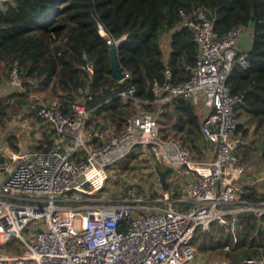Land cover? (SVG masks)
<instances>
[{"label": "built area", "instance_id": "built-area-1", "mask_svg": "<svg viewBox=\"0 0 264 264\" xmlns=\"http://www.w3.org/2000/svg\"><path fill=\"white\" fill-rule=\"evenodd\" d=\"M6 1L0 0V6ZM180 14L199 53L188 78L153 83L151 103L158 105L156 110L139 107L121 131L107 126L92 133L86 129L91 106L75 101L67 110L57 97H49L41 99L37 108L38 126H49L57 135L49 150L29 148L0 134V264H192L200 255L193 244L198 227L208 228L215 221L234 228L236 219L231 216L240 210L229 205L240 204L243 210L264 215L263 200L242 198L264 175L248 178L246 160L235 155L248 137L236 133L240 123L236 108L242 96L228 86L234 64L249 65L245 51L238 47L246 27L235 25L220 34L214 18L200 5L192 12L180 9ZM99 31L106 35L101 23ZM22 89L19 61L14 60L7 81L0 83V95ZM119 94L141 101L134 87ZM175 97L189 99L201 110V129L211 144L202 159L195 158L182 139L162 135L160 113ZM134 150L157 174L155 184L162 192L159 206L149 209L131 201L62 203L91 199L102 191L110 170ZM159 164L176 170L172 178L169 172L168 180L170 187L179 183L183 200H173L170 187H162ZM73 191L85 197L71 199L68 195ZM34 220L36 226L24 234ZM14 238L23 242L22 253L2 248ZM211 264L233 262L213 259ZM238 264H264V256L246 257Z\"/></svg>", "mask_w": 264, "mask_h": 264}, {"label": "trees", "instance_id": "trees-1", "mask_svg": "<svg viewBox=\"0 0 264 264\" xmlns=\"http://www.w3.org/2000/svg\"><path fill=\"white\" fill-rule=\"evenodd\" d=\"M198 5L214 18L220 34L235 25L254 24L252 46L245 51L249 65L235 63L228 86L242 96L236 108L240 118L236 133L256 134L250 144L241 143L236 154L246 161L260 154L264 161V0H8L0 9V83L18 60L23 89L0 95V129L24 109L37 112L41 99L49 97H57L67 110L75 101L91 106L86 129L92 133L107 126L121 131L139 107L156 110L158 105L151 103L153 83L182 81L196 64L199 46L190 28L182 26L180 9L192 12ZM100 23L106 35L99 31ZM110 42L116 44L127 73L122 80L111 69ZM130 87L140 102L119 94ZM201 117L191 100L172 98L160 113L162 135L182 139L194 157L202 159L208 142ZM44 134L48 146L36 149L52 147L53 141ZM134 158H138L136 150L119 160V165L127 167ZM259 194L251 187L242 198L264 201V193L262 198ZM237 219L234 229L239 239L231 243V250L225 249L234 239L231 231L215 221L208 228H197L193 244L203 254L217 250L231 256L230 252L234 262L242 256H262L264 215L238 212Z\"/></svg>", "mask_w": 264, "mask_h": 264}, {"label": "rangeland", "instance_id": "rangeland-1", "mask_svg": "<svg viewBox=\"0 0 264 264\" xmlns=\"http://www.w3.org/2000/svg\"><path fill=\"white\" fill-rule=\"evenodd\" d=\"M8 79V78H7ZM6 79V81H7ZM43 98L41 95H39V99ZM33 111L30 108L24 109L19 114L15 115L11 120H9V125L15 124L17 122L21 121V118H27L30 119L33 116ZM26 122V121H25ZM23 122V123H25ZM22 123V122H21ZM8 126V125H7ZM27 128L21 134L20 139L23 142V145H27L28 142H30V146L35 147V145L38 144L41 140V136L43 135L42 132H35V134H31L30 132L35 127V123H28L26 124ZM258 138V137H257ZM253 139H256V134L251 133L248 134V144L252 142ZM239 146H241L239 144ZM262 159L259 158V155L257 157L252 158L251 160H248L246 162L247 166V173L249 176H253V173H259L260 170L263 169L262 165ZM164 168L165 165L161 164ZM258 169H260L258 171ZM176 170H171L169 174V178H172L173 175H175ZM156 172L152 170V167L150 164H147L143 159H141L139 156L138 158H134L127 167H123L122 165H119V162H117L116 166H114L110 170V177L108 179V182L104 189L98 193H96L95 196L91 197V199H85L83 201H64L62 202L65 205H79V204H88V205H96L100 203H107V204H113L118 203L120 201H131V203H137V204H144L145 206H148L149 209H153L155 206H159L161 203V197L162 192L160 190L159 185L156 183ZM257 175V174H256ZM177 184V183H176ZM175 184V185H176ZM175 185L172 184V193L171 198L173 200H179L182 198L181 190L178 188H175ZM178 190V191H177ZM179 192V194H175ZM174 195V196H173ZM71 199H78L81 197H85V195L77 193V192H71L68 195ZM89 198V197H87ZM178 204H180L178 202ZM231 209L240 210V212H254L250 210H243V206L240 204H232L229 205ZM255 213V212H254ZM256 214V213H255ZM257 215V214H256ZM235 217V219L238 218V213L236 212L234 216H231V219ZM37 220H34L29 224V226L24 230V234H28L33 230V228L36 226ZM76 227L79 226L80 221L77 219ZM226 226V225H225ZM227 228L231 231L232 236L234 237L233 241L228 242L229 247L225 246L226 250H231V243L236 242L239 239V235L234 228H230V226L227 225ZM235 236L237 238H235ZM236 239V240H235ZM7 252H10L11 250H14L15 253H22L25 250L23 242L19 238H14L11 241H9L5 246H3ZM259 250H264V246L259 247ZM214 254H203L199 252V258L197 261H195L192 264H199V262H203V264H211V261L213 259H229L233 262V264H238L243 258H246V256L238 257V259L234 262L233 261V255L230 252L228 253L231 256L226 255L225 253H220L217 250L213 252ZM234 253V252H233ZM264 256V254L262 255ZM232 257V258H231Z\"/></svg>", "mask_w": 264, "mask_h": 264}, {"label": "crops", "instance_id": "crops-1", "mask_svg": "<svg viewBox=\"0 0 264 264\" xmlns=\"http://www.w3.org/2000/svg\"><path fill=\"white\" fill-rule=\"evenodd\" d=\"M254 30H255V28H254V24L253 23L246 27V30L244 31V33L240 36V38L238 40V47H239L240 50H242V51H248L251 48L252 43H253ZM168 40H169V38L166 39L167 42H168ZM3 82H6V80L3 81ZM201 115H202V113H201ZM33 116L34 117H31L30 119L21 118V121L20 122H17L15 124H11V125H9V122H8V126L6 128L0 129V134H6V136L9 137V141H13L15 139L21 140L20 139V136H21V134H23V132L27 128L26 124H28V123L31 122V123H35V127L32 129V131L30 133L33 135V134H35V132H42V134H43L41 136L40 142H38V144L35 145V147L38 146V145L39 146H42V147L43 146L44 147H47L48 146L49 142L46 139V134H44V133H48L49 140H52L53 141L52 144H54V142L57 139V135L55 133V130L53 128L49 127V126H46V125H42L41 127H39L38 124L40 123V119L38 118L37 112H35L33 114ZM23 122H25V123H23ZM51 133H53V134H51ZM14 134H18V136L15 137ZM93 142H94L95 145H98L99 144V141H95V139H94ZM29 143L30 142H28V144L25 145V146H27L29 148H34V147L30 146ZM210 146H211V144H210V142H208V145H207L206 149L209 148ZM235 155L237 156L238 159L241 158L236 153H235ZM258 155H259V158L263 160V158L261 157V155L260 154H258ZM258 155H256L255 157H257ZM261 166L262 167L264 166V161H262V165ZM259 170L260 169H258V171ZM252 175L253 176H249L248 173H247L248 178H251V179H254L255 177L264 175V167H263L262 170L259 171V173L258 172L257 173H253ZM252 187L253 188H257L259 190L260 194H263L264 193V180H257L256 182H254L252 184ZM179 189L181 190L180 185H179ZM181 193H182V196H181L182 198H180L179 200H181V199L183 200V192H182V190H181Z\"/></svg>", "mask_w": 264, "mask_h": 264}, {"label": "water", "instance_id": "water-1", "mask_svg": "<svg viewBox=\"0 0 264 264\" xmlns=\"http://www.w3.org/2000/svg\"><path fill=\"white\" fill-rule=\"evenodd\" d=\"M2 6H0V9ZM213 28V27H212ZM123 38H121L122 40ZM110 64L111 69L115 75V77L118 80H122L126 77L127 73L123 70L118 55H117V48L116 44L114 42H110ZM254 129V128H253ZM261 149L264 150V141L261 142ZM172 169L171 166L167 165L164 168L157 167V172L159 174V179L162 184V187L166 190L169 189L170 183L168 180V174L170 170ZM236 222L238 223V219H236Z\"/></svg>", "mask_w": 264, "mask_h": 264}]
</instances>
